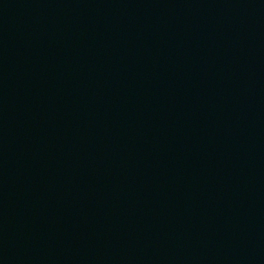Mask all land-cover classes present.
Returning a JSON list of instances; mask_svg holds the SVG:
<instances>
[{"label":"water","instance_id":"95a60500","mask_svg":"<svg viewBox=\"0 0 264 264\" xmlns=\"http://www.w3.org/2000/svg\"><path fill=\"white\" fill-rule=\"evenodd\" d=\"M0 264H264V0H0Z\"/></svg>","mask_w":264,"mask_h":264}]
</instances>
